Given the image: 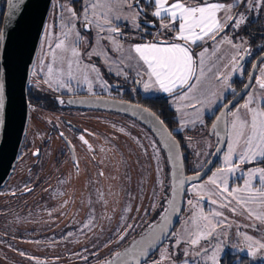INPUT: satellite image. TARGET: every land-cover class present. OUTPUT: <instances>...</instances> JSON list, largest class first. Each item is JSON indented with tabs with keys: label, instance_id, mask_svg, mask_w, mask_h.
Returning <instances> with one entry per match:
<instances>
[{
	"label": "rangeland",
	"instance_id": "1",
	"mask_svg": "<svg viewBox=\"0 0 264 264\" xmlns=\"http://www.w3.org/2000/svg\"><path fill=\"white\" fill-rule=\"evenodd\" d=\"M72 1L69 0L70 6H65L63 14L62 11L54 10V7L50 9L32 67L30 85L42 92L63 94L69 96L68 98L79 94L81 97L111 94L116 83L123 84L125 88L133 93L138 92L143 97L164 96L166 93L155 89L145 91L141 75L137 74L141 72L137 60L129 59V56L135 57L131 49L142 34L139 32V14L134 4L137 1L80 0L77 7L70 4ZM93 3L102 5L95 10V14L91 7ZM69 7L76 13L77 18L73 20L74 27L66 44L76 41L79 55L72 57L70 52L55 49L57 65L53 66L54 71L59 66L60 57H65V60L62 74L59 77H49L46 67L50 61L48 43L54 45L58 39H63L62 33L67 29L62 25L67 22ZM86 8L87 19L84 15ZM231 12L221 13V16L226 17L231 15ZM228 23L225 28H228ZM49 25L52 26L50 35L45 32ZM109 28H116L118 31H108ZM241 47L240 42L233 41L232 37L225 34H218L215 40H206L195 49L197 53L207 49L204 56V76L197 88L189 94L196 99L178 100L173 95L168 100V106L175 112L178 122L176 131L182 138L187 156L189 155L190 169L201 167L214 150L215 142L209 133L206 118L213 115L232 90V82L238 76L237 55ZM69 60L72 63L71 78ZM34 70L36 75H33ZM108 76L112 77L113 83L108 81ZM46 79L50 80L51 86L44 82ZM60 84H63V87ZM226 84L230 87H226ZM190 103H195L196 106H187ZM66 114L68 123L81 131L74 132L70 128L65 130L60 124L61 121L49 113L46 115L44 112H34L32 117L33 112L30 111V119L34 120L29 122L25 137L29 148L38 147L46 137L47 125L54 124L70 139L73 138L74 147L82 151V160L78 155V169L68 168L66 181L60 182L43 198L35 199L29 205L28 211L10 213L3 218V223L0 222V264H79L82 260L85 261V256L93 253L96 245L98 256L105 255L110 244L123 241L119 239V234L128 229L136 231L152 219L160 208L165 171L158 158L154 138L140 124L129 121L126 116L80 109L69 110ZM43 120L45 125L41 122ZM49 120H52V123L49 124ZM231 120L232 116L228 114L227 139L225 151L219 157L220 167L215 168L202 181L190 184L187 190L188 200L193 203L189 205L186 201L185 212L180 215L178 228L172 233V243L168 245L172 248L170 254L164 246L159 249V264H212L210 257L217 245L222 246V255L225 250H232L249 257L253 262L264 264V259L259 258V253L256 259L247 253L244 237L249 236V232L242 230L240 233L239 229H235L237 215L247 211L246 218L251 220V225H255L254 229H250V236L253 235L258 241L264 242V221L256 219L257 215H264V203H261L264 196L259 194L262 186L257 178L255 187L253 180L252 191L245 189V181L249 179L248 174L252 169L245 170V163L239 162L238 155L242 147H237L233 156L232 162H236L234 170L223 174L217 172V169L224 166V154L228 150L229 141L228 122ZM113 131H116L115 134H119V137L127 134L125 140L118 141L117 144L121 148L116 154L112 153L108 143L109 135ZM130 131L138 133L136 142ZM81 136L87 144L80 139ZM156 158L160 162V169L156 168ZM213 173H217V177L224 175L228 185L232 183L234 186L239 184L238 181H241L242 177L243 181L236 193L237 199L242 203L231 202L232 206H228L230 209L234 208L235 212L231 211L226 220H216L215 223L219 222L220 226L215 228L212 235L207 238L201 236L198 243L193 245L190 241L197 238L199 231H205L204 225L207 224L200 216L203 203L196 202L197 198L196 201L193 198L198 196L196 193L199 191L193 184H203L206 191H219L208 182ZM205 194L206 192L203 195ZM37 197L36 194L31 195V198ZM213 197L219 199V196ZM249 210L253 215H249ZM85 224H89V227H84ZM13 229H23V233L17 234ZM63 232L66 233V238L53 240ZM107 237L109 242L105 241ZM198 253L200 255H197Z\"/></svg>",
	"mask_w": 264,
	"mask_h": 264
},
{
	"label": "snow or ice",
	"instance_id": "2",
	"mask_svg": "<svg viewBox=\"0 0 264 264\" xmlns=\"http://www.w3.org/2000/svg\"><path fill=\"white\" fill-rule=\"evenodd\" d=\"M150 2L154 6L152 16L159 21L160 31L157 33V37L154 38L153 42L133 45L131 52L135 53V57L129 56V59L137 60V64L141 69V72L137 74L141 75V81L143 82L145 91L155 89L169 96L175 95L178 100H195L196 98L189 94L197 88V85L201 82V78L204 76V56L207 49L199 53H197L195 49L205 43L206 40H215L216 36L224 31L229 21L236 27H239V25L245 22L243 13H240L238 16L227 15L226 17H222L221 13H230L234 7L240 4H250L252 7L259 6L264 8V0H258L257 4H252V0H236V5H226L219 2V0H150ZM0 3H2L6 9L4 13H0L5 24V27H0V138H2L6 126L7 110V65L4 63L6 39L19 26L28 0H0ZM91 7L93 9V14H95V10L98 7H102V5L93 3ZM61 9L63 14V5H61ZM67 12L69 13L67 22L62 25L64 29H67V31L62 33L63 39H58L54 45L51 42L48 43L50 61L46 67L49 77H59L62 74V65L65 57H60L59 66H57L54 71L53 66L57 65V54L55 49H60L63 52H70L72 57L79 55L76 50V41L66 44V41L69 40L72 28L74 27L73 20L77 18L76 13L71 7L67 8ZM137 14H139V12ZM84 15L85 19H87V8L85 9ZM51 27L52 26L49 25L45 28V32L49 33V35L51 34ZM153 27H155V24H153ZM108 31L115 32L118 31V29L109 28ZM76 35L77 39H79V33ZM41 63L43 65V60ZM71 67L72 63L69 60V78H71ZM33 75H36L35 70L33 71ZM145 77L146 79H144ZM44 82L49 83V86H51L50 80L46 79ZM258 83L259 88L264 91V80L258 81ZM60 86L63 87V84H60ZM226 87H230V85L226 84ZM187 106L195 107L196 104L190 103ZM232 108H235V111H233ZM232 108H227L225 113L230 114L232 120L228 122L230 124V128L228 129L229 141L228 150L224 154V166L217 169V172L221 174L231 173L236 167L232 160L237 147H242V151L238 156L239 162L241 163H252L257 158L264 160V95H261L259 99H257L256 96L250 95L248 100L241 106L244 110L243 113L241 109L236 108L235 105H233ZM177 111H179V109H177ZM223 118L224 114L216 116V123L212 124V128L216 129L219 127ZM156 119L159 124L163 126L164 122L159 120L158 117H156ZM164 131L167 132V129L165 128ZM61 135L63 134L61 133ZM80 139L83 140L85 144L88 143L84 140L83 136H81ZM163 142L169 150V158L172 159L174 156L175 160L179 162L178 142L172 137V134L167 133ZM89 149L91 150L90 145ZM33 155H39V152L37 151L33 153ZM101 175H103V173H101ZM248 175L249 179L245 181V189L252 191L253 180L258 178V182L262 186L261 190H259V194L264 196V168L252 169ZM193 179L198 180L199 175L190 178L183 176V173L180 172V174L176 176V182L181 186L186 181ZM208 182L214 185L219 191H206L203 184H193L194 188L199 189L196 195L203 199V194L206 192L209 202L218 204V201L216 199H211V197L222 196L223 192L228 191L227 178L224 175L217 177V173H213ZM173 191H175V188ZM236 191L237 189H232V193ZM168 203L172 205V210L175 211L174 202L169 200ZM192 203V200L188 201L189 205ZM237 203H242V201L237 199ZM261 203H264V200H262ZM220 206L225 207L226 205L221 204ZM153 207H155V205H153ZM230 210L235 212L234 208ZM164 212L167 213L168 209H164ZM214 215L221 216L222 213L217 211ZM249 215H253L250 210ZM200 216L203 220L207 221V224L204 225L205 231H199L197 233V238L190 241L193 245L198 243L201 236L207 238V236L212 235L215 228L220 226L219 222L213 223L212 220H209L208 216L203 214V210H201ZM256 219L264 221V215H257ZM166 220L167 215L161 216L162 222ZM90 222L91 219L89 223ZM84 227H89V224H85ZM153 227H156L159 233L163 234L165 231L163 223ZM124 235H126V233L119 234V239L122 240ZM154 239L158 240L159 236L154 235ZM244 240L247 242L246 248L250 257L256 259L259 253V258L264 259V242L253 240L251 236H245ZM151 246L152 244L149 243L147 247H139L138 253L133 256L135 264H141V260L138 257L147 258V248ZM132 247L136 249L138 246L134 244ZM241 250L244 249L241 248ZM205 251H207V249H205ZM222 253V246L217 245L210 257L212 264H222ZM128 254L127 251L123 254L116 252L114 254V260H118L119 264H129L126 259ZM114 260H109L106 264H114ZM153 264H159V262H153Z\"/></svg>",
	"mask_w": 264,
	"mask_h": 264
},
{
	"label": "flooded vegetation",
	"instance_id": "3",
	"mask_svg": "<svg viewBox=\"0 0 264 264\" xmlns=\"http://www.w3.org/2000/svg\"><path fill=\"white\" fill-rule=\"evenodd\" d=\"M79 1L80 0H73L72 2H70V4L73 7H77V3H79ZM136 1H137V3H134V4L137 7V11L139 12V18H138L139 32H142V34H140V37L138 38V40L135 43L136 44H142V43L153 42L154 38L157 37V33L160 31L159 21H157L156 18L152 16L153 10H151V9H154V6L150 2V0H135V2ZM219 2L224 3L226 5L227 4L236 5V0H219ZM257 2H258V0H252V4H257ZM61 5L64 6V10H65L66 5L70 6L69 0H52L50 9L52 7H54V10L61 12L62 11ZM4 9H5V7L3 6L2 3H0V13H4ZM249 9H251V10H249ZM49 13H50V10H49ZM49 13H48V15H49ZM240 13H243V15L245 16V22L243 24L239 25V27H236L233 25V23L231 21H229V23H228L229 29L224 28V31L219 33L220 35H223V34L229 35L230 37H232L233 41H235L237 43L240 42L242 44V47H241L240 51L238 52L239 54L237 55V57H238L237 58V60H238V64H237L238 76L232 82V90L226 96L223 103L218 107V109H216V111L213 113V115L206 118V125L209 129H210V126H211L214 118L216 117L217 113L223 107L222 105H225L228 102H230L237 94H239V92H241L244 89L252 71H253V73H252V77H251L249 86H248L247 90L243 93V95L239 98V100L237 101L235 106H236V108L238 106H240L241 112L243 113L244 110L241 108V106L248 100L250 95L256 96L257 99H259V97L261 95H264V91H262L259 88V83H258V81L264 80V58H262V60L259 61L258 64L254 68L255 62L262 55H264V8H261L259 6L252 7L250 4L249 5L240 4V5H238L232 9L231 15H237L238 16ZM2 20H3V17L0 16V27L2 25ZM153 24H155V27H153ZM127 32H129L128 29H127ZM197 48H199V47H197ZM253 68H254V70H253ZM107 78L109 79L108 81L110 83H113L111 76H108ZM30 84L31 83H29V85ZM114 85H115V87H113V90H111V94L103 93L100 95H96V97H107L110 99H116V100L131 102V103L139 104V105L147 108L148 110L153 112L160 120H162L164 122V125L167 127V129L171 132V134L179 142L181 152H182L185 174L189 175L192 173L199 172L204 167V165L207 163V161L209 160V158L211 157L213 152L210 153V155L208 156V159L204 161V163L202 164L201 167L193 168V169L189 168V166H188L189 165V155L187 156L186 148L182 144V138H181L180 134L176 131L177 126H178V122L175 118V112L168 106V100L170 99L171 96H169L168 94H165L164 96H160V97H143L138 92L133 93L131 90L125 88V86L123 84L116 83ZM30 86H31V90H32L31 95L36 99L40 94H43V92L49 93L46 91L42 92L39 90V88H36L33 85H30ZM51 94H56V96H58V97L60 96L63 99H66L69 97V96H66L63 94H57V93H51ZM81 96L82 95L79 94V95L74 96V98L75 97H81ZM149 98L150 99L163 98V99H160L161 101L158 102L160 105H156L155 107H148V106L142 105L143 99H149ZM57 103H58V108L56 110H53V111L43 110V109H40V107L34 106V105L29 103L28 124H29V122L34 120V119H30L31 118L30 117V111L33 112L32 117H34V112H44L46 115L49 113L50 115L55 116L56 120H60L61 121L60 124L62 125V127L65 130L67 128H70L74 132L81 131L80 128L76 127L75 125H73L71 123H68V119L65 117L67 115L66 113L69 110H73V109L68 110V109L62 108L61 105H62V103H64L62 101H58ZM152 108H154V109H152ZM40 110H42V111H40ZM80 110H91V109H80ZM232 110L234 111L235 108H232ZM93 111L98 112L101 110H93ZM103 112H107V111H103ZM167 112H169L171 114L169 117H167L165 114ZM107 113L116 114L113 112H107ZM118 115H120V114H118ZM128 119H129V121L133 120L129 117H128ZM133 121L135 123H138L135 120H133ZM41 122L45 125V120H43ZM50 123H52V120H49V124ZM138 124H140V123H138ZM39 125H40V123H39ZM140 125L154 138V140L156 142V148L158 149V155H159L158 158H159V160H161L163 165L166 163V166L168 167L167 161L164 163V160H166V157H165L164 152L160 148L159 143L157 142V140L155 139V137L153 136V134L151 132H149L142 124H140ZM27 128H28V126H27ZM130 132H129V134H130ZM26 133H27V131H26ZM61 133L63 135H61ZM115 133H116V131H113L112 134L109 135V140H108V143L112 149L113 154L119 153V150L121 147L117 143L119 140H125L126 135H127L125 133V134L121 135L122 137H119V134H115ZM131 135L133 136V139L136 142L137 141L136 136H138V133H132ZM25 137H26V135H25ZM25 137H24L20 152L22 151L23 147L26 145ZM212 137L214 138L213 134H212ZM73 141H74L73 138L70 139L68 136L65 135V133L63 132L62 129L55 127L54 124H52L51 126L47 125L46 137L44 140H42V144L47 145V147L45 148V150H46L45 154L47 155V157L49 159L58 155V159L60 161L59 170H61V176H62L61 179H63V181H66L65 175H67L69 172L68 168L72 169V167H73L75 169H78L77 168L78 155L81 156V160H82V155L80 154L82 151L79 150L78 148H76V146L74 147ZM76 142H75V144H76ZM214 142H215V146H214V150H215L216 145L218 143V140L214 138ZM225 145H226V143H225ZM70 147L72 148L73 153H71ZM35 150H38L37 146L33 147V149L31 150V156L32 157H34L33 152ZM224 151H225V146H224L222 152L220 153L219 157L221 156L222 153H224ZM52 155H53V157H52ZM140 156H142V155H140ZM219 157H218L214 167L210 171V173L215 170L216 165H218L217 167H220ZM19 159H20V154H19L17 162L19 161ZM159 160H157V158H156V168L160 169L161 165H160ZM126 161H127V158H126ZM233 162H234V164L236 163L235 160ZM127 164H128V162H127ZM16 165H17V163H16ZM257 167H263L264 168V160L255 159L252 163H245L243 165V168L245 170L253 169V168H257ZM15 168H16V166H15ZM168 170H169V167H168ZM168 174H169V172H168ZM241 178H240L241 181H238L239 184L237 186L232 185V183L230 185H228V191L223 192L222 196H219V199H217L215 197H211V199H216L218 201V204L210 203L209 198L206 194H205L203 199H201L199 196L193 197L194 199L197 198V201L195 199L196 202H202L203 203V207H202L203 212H204L205 216H208L209 220L213 221V223H215L216 220H220V219L226 220L229 217L228 214L231 212V210H230L228 205L232 206L231 202L237 203V198H238L236 195L237 191L235 193H232V189H235V188L237 189L240 187V184L243 181ZM61 179H60V182L62 181ZM63 181H62V183H64ZM254 182L255 183L253 184V187L256 186L257 180L255 179ZM5 186H6V184H5ZM189 186L190 185H188V187L186 188V191H185L184 203H183V208L181 210V214L185 212L184 206L187 205L186 203L189 201L188 200L189 199V192L187 191L189 189ZM3 197H4V195L0 193V200L2 201V203L4 201ZM31 199L28 200V202H27L28 205H30L34 201V199H32V200ZM221 204L226 205V206L221 207L220 206ZM217 211L221 212L222 215L221 216H215L214 213ZM246 216H247V211L246 212L242 211L239 215H237V217H236V228L235 229H239L240 233L242 230H244L245 232H249V236H250V229H254L255 225H251V223H250L251 220H248L246 218ZM13 230L17 234L23 233V229H13ZM173 231H176V229ZM173 231H172V233H173ZM172 233L169 235V237L167 238L165 243L163 245H161L151 256H149L141 264H153V262H158L159 261L158 259H160L159 255H158V251L162 246H164V249L166 250V252L170 254V250L172 248L168 245H169V243H172V242H170L171 238L173 237ZM65 234L66 233L63 232L61 236H59V237L55 236L53 238V240L54 241H60V240H62L63 237L66 236ZM251 237L253 238V240L258 241V239L257 238L255 239V237L253 235H251ZM241 240H242V238H241ZM204 241L206 242L207 240L204 239ZM245 244H247L246 241H245ZM97 247L98 246L96 245V248L93 250V253H91V255H89V256H85L84 257L85 261L82 260L79 264H85V262H87V264L96 263L95 261H96V258L98 257V253L96 252ZM22 249H24V248H22ZM96 253H97V256H95ZM197 255H200V254L198 253ZM227 256L228 257L238 256V258H240V257L245 256V255L241 254L240 252H233L232 250L231 251L225 250L222 257L224 258Z\"/></svg>",
	"mask_w": 264,
	"mask_h": 264
},
{
	"label": "water",
	"instance_id": "4",
	"mask_svg": "<svg viewBox=\"0 0 264 264\" xmlns=\"http://www.w3.org/2000/svg\"><path fill=\"white\" fill-rule=\"evenodd\" d=\"M52 0H28L27 6L24 8V14L20 19V24L12 34L6 39V50L4 52V63L7 65V79H6V92H7V110H6V126L0 138V190L5 186L11 177L13 170L15 169L20 150L23 144L24 137L26 135L28 120H29V101L27 99L28 86L32 67L35 61V57L38 51L42 33L45 27V23L48 17ZM6 9H4V12ZM1 27H5L4 19L2 20ZM264 58L262 55L254 65ZM253 68V70H254ZM253 73V71H252ZM252 73L244 87L230 102L225 104L217 113L216 116L224 114V118L221 120L219 127L212 128V124L216 123L214 118L209 132L213 134L214 138L218 140L215 150L211 157L204 165V167L196 173L189 175L185 174V168L183 164L182 152L177 139L172 137L178 142V153L180 155V161L177 162L173 156L169 158V150L165 146L163 140L166 138L167 133H171L167 127L163 124L161 126L156 119V115L147 108L121 100L110 99L107 97H73L66 98L65 102L74 108L101 110L107 112H113L123 116H127L138 123L142 124L149 132L153 134L155 139L160 145V148L165 154L166 161L169 167V197L167 199L165 209L160 215L157 221L148 226L139 235L134 237L120 253H129L126 259L129 264H135L133 256H135L140 246L147 247L149 243L151 247L147 248V258L151 256L161 245L165 243L169 235L176 227L181 210L183 208L185 191L188 185L203 180L214 167L220 153L222 152L226 139H227V114L226 109L231 108L237 103L239 98L247 90ZM160 120V119H159ZM167 129V132L164 129ZM170 143V141H169ZM71 153H73L70 147ZM73 156V155H72ZM183 173L186 177H195L199 175L198 180L186 181L182 186L177 184L176 176ZM175 188V191L173 189ZM172 200L175 205V211L172 210V205L168 203ZM167 215V220L162 222L161 216ZM161 223L165 226L164 233H159L158 229L153 226H158ZM155 236H159V239H154ZM137 245L136 249H133V245ZM143 263L146 259L138 257ZM114 260V256L110 259ZM103 264H106L103 263ZM114 264H119L118 260H114Z\"/></svg>",
	"mask_w": 264,
	"mask_h": 264
},
{
	"label": "trees",
	"instance_id": "5",
	"mask_svg": "<svg viewBox=\"0 0 264 264\" xmlns=\"http://www.w3.org/2000/svg\"><path fill=\"white\" fill-rule=\"evenodd\" d=\"M31 86H28V94L27 99L30 104L34 106L40 107V109L43 110H49L53 111L58 108V101H62V108L64 109H80V108H74L67 104L65 102V99L61 98L60 96H56V94L51 93H44L40 94L37 99L34 98L31 95ZM163 99V98H160ZM160 99H143L142 105L148 106V107H155L156 105H160L158 102H160ZM37 109V108H36ZM154 109V108H152ZM42 111V110H40ZM167 117H169L171 114L169 112L165 113ZM44 140V139H43ZM47 145L40 143L37 147L38 150H35V152H39V155H33L31 156L30 148L31 150L33 147H28V145L24 146L22 151L20 152V159L17 162L15 170L12 173L11 177L9 178L8 182L6 183V186L0 191L1 194L4 195V201L0 200V222H2L4 217L11 214H16L20 211H28V200L31 199V195L36 194L37 198L32 199H38L43 198L44 195L48 194L53 188L58 186L61 179V170H59V159L58 155L54 156L49 159L47 155L45 154V148ZM166 160H164V163ZM154 165V163H153ZM155 166V165H154ZM218 165H216L217 167ZM164 174L163 175V183L162 186V199L160 202V208L156 211L155 216L148 220L145 224H143L140 228H138L136 231L132 232L130 229H128L124 235L123 241L119 244L112 243L110 244V247L108 248V253L105 255H101L97 257V261L94 264H103L107 261H109L116 252L120 251L122 248H124L134 237L139 235L143 230H145L148 226H150L152 223L158 220L160 215L165 209V205L167 202V199L169 197V175H168V167L166 166V163L164 164ZM215 167V168H216ZM155 169V167H154ZM63 181V180H62ZM61 181V182H62ZM30 189V190H29ZM31 199V200H32ZM40 203V202H36ZM3 223V222H2ZM179 225V222L177 223L174 230ZM130 230V231H129ZM129 231V232H128ZM174 232V231H173ZM112 236L111 234H109ZM115 238V235H113ZM110 238V237H109ZM106 242L108 241V237L105 238ZM117 244V246H115ZM97 252V251H96ZM97 256V253L95 254ZM238 256L234 257H224L222 259V264H261L258 262H253L250 260L249 257L242 256L238 258ZM87 264V262H85Z\"/></svg>",
	"mask_w": 264,
	"mask_h": 264
}]
</instances>
